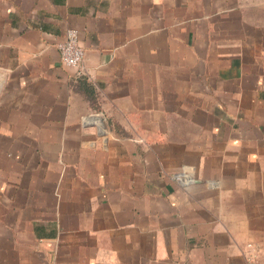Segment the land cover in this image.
<instances>
[{"label": "crops", "instance_id": "1", "mask_svg": "<svg viewBox=\"0 0 264 264\" xmlns=\"http://www.w3.org/2000/svg\"><path fill=\"white\" fill-rule=\"evenodd\" d=\"M70 27L79 74L57 49ZM251 254L264 0H0V264Z\"/></svg>", "mask_w": 264, "mask_h": 264}, {"label": "built area", "instance_id": "2", "mask_svg": "<svg viewBox=\"0 0 264 264\" xmlns=\"http://www.w3.org/2000/svg\"><path fill=\"white\" fill-rule=\"evenodd\" d=\"M57 49L62 63L75 67L77 74L81 73L84 49L80 43L78 29L74 27L66 29L63 39L57 43ZM247 264H264V261L258 259L256 255L251 254Z\"/></svg>", "mask_w": 264, "mask_h": 264}, {"label": "trees", "instance_id": "3", "mask_svg": "<svg viewBox=\"0 0 264 264\" xmlns=\"http://www.w3.org/2000/svg\"><path fill=\"white\" fill-rule=\"evenodd\" d=\"M82 81L84 82V84H86V85L88 86V88H89V90H90V92H91L92 90H91V88H90V85H88V84L86 83L85 80H82ZM90 92H89V93H90Z\"/></svg>", "mask_w": 264, "mask_h": 264}]
</instances>
